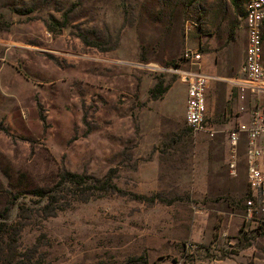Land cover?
Masks as SVG:
<instances>
[{
	"label": "rangeland",
	"instance_id": "1",
	"mask_svg": "<svg viewBox=\"0 0 264 264\" xmlns=\"http://www.w3.org/2000/svg\"><path fill=\"white\" fill-rule=\"evenodd\" d=\"M247 3L0 0L29 80L0 95V264H264L243 153L236 175L227 164L228 130L255 102L230 83ZM262 39L264 61V20ZM191 67L214 78V137L185 121Z\"/></svg>",
	"mask_w": 264,
	"mask_h": 264
},
{
	"label": "built area",
	"instance_id": "2",
	"mask_svg": "<svg viewBox=\"0 0 264 264\" xmlns=\"http://www.w3.org/2000/svg\"><path fill=\"white\" fill-rule=\"evenodd\" d=\"M264 20V0H248L245 24L248 44L245 59L240 67L243 78L228 81L241 99L240 92L248 90L255 98L250 110L242 107V121L236 122L228 130L227 164L231 174L236 175L238 163L243 153L247 167V191L244 199L246 219L257 227H264V61L262 59V22ZM202 54L187 49L182 59L199 66ZM181 80L187 87L185 121L194 131L205 132L211 137L218 133L207 118L206 92L210 80L214 78L200 67H191L180 72Z\"/></svg>",
	"mask_w": 264,
	"mask_h": 264
},
{
	"label": "crops",
	"instance_id": "3",
	"mask_svg": "<svg viewBox=\"0 0 264 264\" xmlns=\"http://www.w3.org/2000/svg\"><path fill=\"white\" fill-rule=\"evenodd\" d=\"M12 40L11 36L7 33L0 32V95H10L20 93V89L17 86V82L26 81L29 82L28 79L24 76L22 72L17 70L10 62L14 59V55H17V51L12 49L11 47L14 45H9ZM10 60V61H9ZM31 75L33 76H42L44 73V69L40 65H34V69H32ZM30 84L34 86L35 84L30 81ZM16 97V96H14ZM1 98V97H0ZM5 100V99H3ZM2 100V101H3ZM8 99H6L7 101ZM247 183V178H246Z\"/></svg>",
	"mask_w": 264,
	"mask_h": 264
},
{
	"label": "trees",
	"instance_id": "4",
	"mask_svg": "<svg viewBox=\"0 0 264 264\" xmlns=\"http://www.w3.org/2000/svg\"><path fill=\"white\" fill-rule=\"evenodd\" d=\"M156 89H157V86H155V87H153L151 90H150V94H151V96L152 97H154V98H156L158 95V92L156 91ZM165 89H163V90H161V91H159V92H162V91H164ZM73 176V178H78V176L79 175H77V174H73L72 175ZM73 182H75V181H73Z\"/></svg>",
	"mask_w": 264,
	"mask_h": 264
},
{
	"label": "bare ground",
	"instance_id": "5",
	"mask_svg": "<svg viewBox=\"0 0 264 264\" xmlns=\"http://www.w3.org/2000/svg\"><path fill=\"white\" fill-rule=\"evenodd\" d=\"M238 80H240V79H236V78H234V79L231 80V82H232V81H238Z\"/></svg>",
	"mask_w": 264,
	"mask_h": 264
}]
</instances>
